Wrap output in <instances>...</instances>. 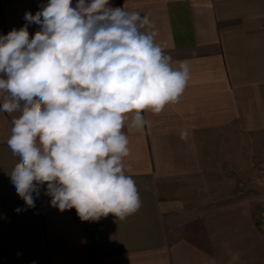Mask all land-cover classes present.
<instances>
[{
  "label": "crops",
  "instance_id": "crops-1",
  "mask_svg": "<svg viewBox=\"0 0 264 264\" xmlns=\"http://www.w3.org/2000/svg\"><path fill=\"white\" fill-rule=\"evenodd\" d=\"M47 3L0 0V36ZM109 6L147 15L172 66L190 67L177 103L142 113L150 121L143 132L125 123V173L141 206L124 220L81 221L75 208L52 207L43 185L28 208L10 178L19 157L7 140L19 114L0 111V264H264V228L248 201L226 192L235 152L250 161L257 143L264 145V0ZM39 30L28 24L30 38ZM185 128L190 136L182 140Z\"/></svg>",
  "mask_w": 264,
  "mask_h": 264
},
{
  "label": "clouds",
  "instance_id": "clouds-1",
  "mask_svg": "<svg viewBox=\"0 0 264 264\" xmlns=\"http://www.w3.org/2000/svg\"><path fill=\"white\" fill-rule=\"evenodd\" d=\"M24 19L0 36V111L19 114L7 140L19 157L10 174L18 196L34 208L46 185L51 206L75 208L81 221L126 219L141 201L125 173V123L143 132L142 113L177 103L188 63L174 68L150 18L109 0H48ZM28 24L40 26L31 38Z\"/></svg>",
  "mask_w": 264,
  "mask_h": 264
},
{
  "label": "rangeland",
  "instance_id": "rangeland-1",
  "mask_svg": "<svg viewBox=\"0 0 264 264\" xmlns=\"http://www.w3.org/2000/svg\"><path fill=\"white\" fill-rule=\"evenodd\" d=\"M255 146L250 161L235 152L233 160L236 170L230 172L231 183H227V194L234 200H246L255 212L256 220L264 228V145Z\"/></svg>",
  "mask_w": 264,
  "mask_h": 264
},
{
  "label": "built area",
  "instance_id": "built-area-1",
  "mask_svg": "<svg viewBox=\"0 0 264 264\" xmlns=\"http://www.w3.org/2000/svg\"><path fill=\"white\" fill-rule=\"evenodd\" d=\"M263 220H264V203H263Z\"/></svg>",
  "mask_w": 264,
  "mask_h": 264
}]
</instances>
